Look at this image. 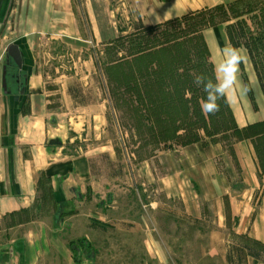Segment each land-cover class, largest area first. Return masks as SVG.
Wrapping results in <instances>:
<instances>
[{"label": "rangeland", "instance_id": "obj_1", "mask_svg": "<svg viewBox=\"0 0 264 264\" xmlns=\"http://www.w3.org/2000/svg\"><path fill=\"white\" fill-rule=\"evenodd\" d=\"M19 1L9 0L1 22L0 77L7 46L28 41L36 67L18 118L42 117L43 147L58 172L40 176L29 209L0 219V264H253L237 243L262 247L236 228L240 220L250 227L260 213H232L231 207L252 193L248 208L258 209L264 173L247 186L222 142H154L146 120L134 128V107L124 95L108 94L101 68L123 55L111 42L141 25L128 1L72 0L80 33L70 38L68 27L59 25L24 38ZM63 12L47 10V20ZM244 18L256 30L251 16ZM9 119L0 83V141L7 133L14 146L17 126ZM212 152L216 184L204 164ZM59 185L62 203L54 198Z\"/></svg>", "mask_w": 264, "mask_h": 264}, {"label": "trees", "instance_id": "obj_2", "mask_svg": "<svg viewBox=\"0 0 264 264\" xmlns=\"http://www.w3.org/2000/svg\"><path fill=\"white\" fill-rule=\"evenodd\" d=\"M256 2V3H255ZM259 0H236L120 34L111 44L123 49V55L102 66L108 80V94L123 96L134 107V128L144 125L154 142L224 147L238 163L234 145L249 140L264 173V120L238 127L227 99L220 110L208 116L201 112L205 96L194 83V76L205 73L214 78V65L204 37L206 28L226 24V34L233 47L244 46L254 66L264 95V15ZM250 15L256 30H251L244 16ZM232 21H234L232 23ZM243 68V64H240ZM110 87V88H109ZM248 94L256 107L253 91L246 81ZM148 115H145L144 106ZM15 124V123H14ZM262 249L248 243L237 247L253 264H264V243L253 240Z\"/></svg>", "mask_w": 264, "mask_h": 264}, {"label": "crops", "instance_id": "obj_3", "mask_svg": "<svg viewBox=\"0 0 264 264\" xmlns=\"http://www.w3.org/2000/svg\"><path fill=\"white\" fill-rule=\"evenodd\" d=\"M127 1L130 4L129 6L138 13L141 25L151 26L197 10L211 8L219 4H228L236 0ZM19 2L16 14H18L17 17H19V22L24 26V29L26 28V31L29 32L23 34L24 38L33 31L42 34L54 25L68 27L67 33L65 34L67 35L66 37L70 38L68 33L72 34L71 36L79 35L80 29L78 28V22L73 13L72 0H35L30 2L31 5H29L28 0H21ZM47 10L56 12L64 11V17L61 16L57 19V15L55 16L54 14L52 19L48 17L49 22L46 16ZM44 18H46V22L39 21V19L42 20ZM52 22L55 23L53 24ZM90 23L93 25L92 20H90ZM29 28L31 31H29ZM204 37L215 69V65L218 63L219 48L231 45V43L226 34L224 25L221 24L206 28L204 30ZM25 44L28 46L32 60L31 73L28 79L29 94L33 87L31 80L35 73L36 58L30 43L27 41ZM239 49H241L246 56V59L242 62L243 68L240 66L239 79L245 87L247 81L249 87L253 91L256 104V107H254L248 91L244 95H238L235 101L226 98L233 112L236 124L238 127L242 128L264 120V95L260 88L248 51L245 48ZM15 124L17 126V134L13 139L14 146L10 145L11 141H9V136L11 135L8 136L7 133L3 136V140L0 141V219L8 213H19L29 209L36 199L40 176L44 173L47 174V172L55 174L56 170H58L55 165L56 163L51 162L50 154L43 147L44 126L42 117L39 118L37 114L35 118L32 117V115L19 117ZM34 128L38 129L36 133L33 131ZM5 138H8L7 142ZM234 153L245 175V184L247 186H254L257 182L256 175L262 173V170L252 143L249 140L236 143L234 145ZM214 159L215 154L212 152L211 156L206 158L204 164L211 177L212 183L216 184L217 171ZM59 189L65 197L64 186L59 185L58 190ZM70 189L72 188L68 189L69 192ZM252 197V193L246 196L247 202L241 200L239 206L237 205V209L233 207L231 202L232 213H260L258 219L255 220L250 227L249 224L246 223V220L244 222L240 220L236 232L244 235L247 234L253 240L264 243V195H259L260 198L258 199H260L261 204L257 210L255 208H248V201H250ZM258 220L263 226L261 224L260 227L258 226Z\"/></svg>", "mask_w": 264, "mask_h": 264}, {"label": "clouds", "instance_id": "obj_4", "mask_svg": "<svg viewBox=\"0 0 264 264\" xmlns=\"http://www.w3.org/2000/svg\"><path fill=\"white\" fill-rule=\"evenodd\" d=\"M245 59L246 56L241 49L227 45L219 48L214 78L205 73L194 76V83L205 93L200 105L203 114L214 115L220 110V101L225 98L235 101L238 95L246 94L247 88L239 79L240 64Z\"/></svg>", "mask_w": 264, "mask_h": 264}, {"label": "flooded vegetation", "instance_id": "obj_5", "mask_svg": "<svg viewBox=\"0 0 264 264\" xmlns=\"http://www.w3.org/2000/svg\"><path fill=\"white\" fill-rule=\"evenodd\" d=\"M8 3L9 0H0V26ZM21 58L22 62L19 66L11 58H6L5 52L1 69V89L6 98L10 119L12 116L18 117L21 114V109L28 96V58L23 53Z\"/></svg>", "mask_w": 264, "mask_h": 264}, {"label": "water", "instance_id": "obj_6", "mask_svg": "<svg viewBox=\"0 0 264 264\" xmlns=\"http://www.w3.org/2000/svg\"><path fill=\"white\" fill-rule=\"evenodd\" d=\"M22 53L26 55V57L28 58L29 67L27 70H28V74L30 75L31 64H32L31 54L30 51L28 50V46L25 44L23 39L19 38L15 40L11 44H9L6 48V58H11L19 66L21 65L22 62V58H21ZM16 118H17L16 116L15 117L12 116L10 119V123L11 124L16 123L17 120ZM70 192H74V189H70ZM54 198L57 203H62L66 200L60 189L54 192Z\"/></svg>", "mask_w": 264, "mask_h": 264}]
</instances>
